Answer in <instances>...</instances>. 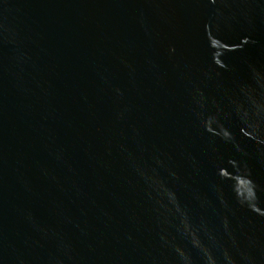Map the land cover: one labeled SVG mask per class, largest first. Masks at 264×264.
Masks as SVG:
<instances>
[{
  "label": "water",
  "instance_id": "1",
  "mask_svg": "<svg viewBox=\"0 0 264 264\" xmlns=\"http://www.w3.org/2000/svg\"><path fill=\"white\" fill-rule=\"evenodd\" d=\"M0 264H264V0H0Z\"/></svg>",
  "mask_w": 264,
  "mask_h": 264
}]
</instances>
